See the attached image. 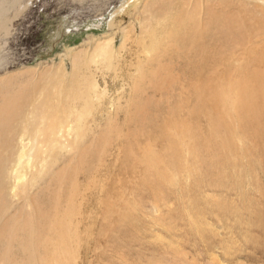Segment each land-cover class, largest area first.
Returning <instances> with one entry per match:
<instances>
[{
  "label": "bare ground",
  "instance_id": "6f19581e",
  "mask_svg": "<svg viewBox=\"0 0 264 264\" xmlns=\"http://www.w3.org/2000/svg\"><path fill=\"white\" fill-rule=\"evenodd\" d=\"M0 1L1 35L8 33L10 27L7 5ZM170 6L168 0H147L143 10H139L150 17L144 16L133 45L137 56L143 53L145 58L140 63L137 60V68L128 57L122 58L115 77L122 87H129L127 107L112 109L117 102L110 99L101 102L100 107L96 105L94 112L93 98H101L96 89L98 84L89 73L81 74L80 65L86 67L99 53L116 57L112 38L92 44V52L91 49L70 52L67 55L70 71L64 66L41 71L30 68L0 76V264H78V260H73L78 245L73 247L79 238L88 241L83 245L85 256L81 264L92 263L86 259L92 251L89 242L93 239L99 242L103 234L92 237L94 228L88 224L89 213H84L85 206L80 200L81 195L88 193L80 190V177L88 170L86 163L99 160L100 164L105 159L101 157L106 152L102 147L111 149L117 141L120 152L111 149L110 156L116 157L115 167L120 165L123 186L129 188L134 186L131 176L137 177L143 186L148 182L157 187L165 184L168 175L162 169L164 164L156 169L146 167L156 152H150L152 144L161 147L167 166L174 169L190 166L184 162L189 156L192 162L205 168L206 175L217 171L216 182H225L229 178L225 174L227 169L240 165L236 160L239 153L242 156L255 153L257 158L250 162L264 171V27L217 21L220 15L198 23L191 13L181 9L174 13ZM132 55L131 51L129 57ZM151 61H165L167 65L163 63L162 68L172 72L166 77V87L154 85L156 94L150 99L138 87L137 83L143 79L137 78L138 73L133 70L142 69L145 74ZM173 70L178 74L173 75ZM84 82L88 86L80 85ZM183 84L189 87L188 92L174 98L170 89ZM114 111L124 112L130 125L116 142L109 140L104 129L97 130L100 115H111ZM92 115V124L86 121L87 127H83V121ZM238 138L250 146L238 147ZM26 160H31L27 166ZM104 162L107 168L113 163ZM95 164V170L90 164L88 173H98ZM68 189L70 194H63ZM62 197L67 204L60 200ZM96 204L105 205L100 201ZM124 207H128L127 203ZM105 216L112 214L107 212ZM115 217L119 218L116 213ZM98 226L112 231L109 238L119 243V236L127 234L115 221Z\"/></svg>",
  "mask_w": 264,
  "mask_h": 264
},
{
  "label": "rangeland",
  "instance_id": "374dc122",
  "mask_svg": "<svg viewBox=\"0 0 264 264\" xmlns=\"http://www.w3.org/2000/svg\"><path fill=\"white\" fill-rule=\"evenodd\" d=\"M14 1L2 0L3 3L5 2L4 5H7L6 15L10 31L0 35L1 77L30 68L41 71L42 69L56 70L59 66H64L70 71V58L67 57L70 52L76 53L90 49L89 52H92L94 43L108 41L112 38L115 43L116 57L110 58L111 56L99 53L94 55V61L87 63L86 67L82 63L80 65L82 71H80L81 74L89 73L98 84L96 89L101 94V98H93L94 112L97 106L100 107L101 102L110 99H115L117 102L112 109L118 106L127 107L129 87L126 85L122 87L120 79H115V77L120 71L118 64L122 58L128 57L134 68H137L140 60L145 58L143 53L137 56L134 52L133 41L140 32V26L144 23V16L150 17L149 13L140 14L143 10V3L147 0ZM168 1L174 13L181 12V10L187 11L185 13L189 15L191 13L198 23L209 17L220 15L217 21L228 20L242 25L251 23L264 27V0ZM177 9L179 11H176ZM161 50L158 49L159 52ZM131 51L134 56L129 57ZM153 54L155 56V53ZM146 55L151 56L150 53ZM136 57L139 58L136 59ZM162 64L167 65L165 61H151V64L145 68V74L142 69L141 72L133 70L136 74L138 73L137 78L143 79L140 81L137 79L139 81L137 85L147 98L155 96L154 85L158 88L157 86L164 84L167 81L166 77L172 72H167L162 68ZM173 71V75L178 74L177 71ZM91 84L92 82L89 83ZM80 85L88 86V82ZM166 86L164 84V87ZM188 89L189 87L183 84L182 86L176 85L170 90L176 98L181 95V92H188ZM78 90L79 93L82 92L81 89ZM158 98H161V95ZM108 115L106 113L100 115L98 121L100 127L97 130L103 132L104 129L109 140L116 142L118 135L123 136L130 129L128 117L122 111L118 113L114 111L113 114ZM156 116L159 115L156 114ZM101 117H103L102 120ZM93 118L92 115L85 119L83 127H87L86 121L92 124ZM119 142L113 143L111 148L117 154L120 152ZM152 145L150 152L156 151L153 152L154 157L150 161L153 166L146 163L148 165L146 167L156 169L164 164L162 169L166 170L168 175L165 184L159 187L152 182L144 186L140 185L138 178L132 176L134 186L130 188L123 186L124 174L119 171L120 165L115 167L116 157L112 159L110 156L111 146L102 147L101 150L107 153L102 152L103 156L100 155L105 158L100 161L101 165L99 160L86 163L85 168L88 170L82 172L80 190L88 194L81 195L80 200L85 206L84 213H89L88 224L94 228L92 237L103 234L99 242H95L94 239L89 242L92 251L86 259L92 261L90 264H264V171L259 165L251 164L250 160L257 158L255 153H250L248 156H242L241 153L236 154V160L240 165L237 168L227 169L229 174H225L229 175V178L225 182H216L218 180L217 171L206 175L205 168L192 162L189 156L188 160L184 159V162L190 166L183 165L176 169L167 166L168 162L164 155L162 156L161 147ZM236 145L238 147L250 146L239 138L236 140ZM200 157L204 158V156ZM29 161L31 162V160H26L25 166L29 164ZM112 161L109 168L103 164V162L107 164ZM118 162L121 163L122 160ZM94 163H96L98 173L93 175L94 172H88L90 164L94 169ZM69 191L68 189L63 194L69 195ZM60 200L67 204L63 197ZM97 200L100 204L102 203L101 205H105L98 206ZM125 203L128 207H124ZM107 212L111 213L113 218L105 216ZM115 213L119 218L115 217ZM114 221L120 230H127L125 237L119 236L117 241L120 240V243L109 238L108 235L112 231L109 232L98 226L114 223ZM125 238H127L126 242L121 241ZM87 242L86 239L79 238L73 247L78 245L73 255V260H78L76 261L78 264H81L85 256H83V245Z\"/></svg>",
  "mask_w": 264,
  "mask_h": 264
}]
</instances>
